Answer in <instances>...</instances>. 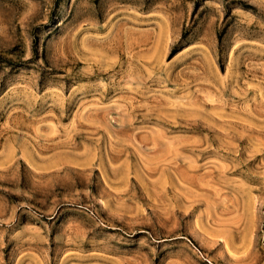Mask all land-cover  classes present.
Returning a JSON list of instances; mask_svg holds the SVG:
<instances>
[{
    "label": "rangeland",
    "instance_id": "rangeland-1",
    "mask_svg": "<svg viewBox=\"0 0 264 264\" xmlns=\"http://www.w3.org/2000/svg\"><path fill=\"white\" fill-rule=\"evenodd\" d=\"M0 264H264V0H0Z\"/></svg>",
    "mask_w": 264,
    "mask_h": 264
}]
</instances>
